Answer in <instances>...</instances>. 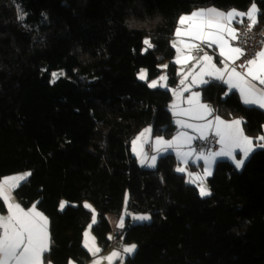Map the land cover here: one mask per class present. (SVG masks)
I'll return each instance as SVG.
<instances>
[{
  "label": "trees",
  "instance_id": "obj_1",
  "mask_svg": "<svg viewBox=\"0 0 264 264\" xmlns=\"http://www.w3.org/2000/svg\"><path fill=\"white\" fill-rule=\"evenodd\" d=\"M251 2L0 0V179L31 173L15 194L50 219L45 264L91 259L83 242L94 215L87 201L104 251L110 217L131 214L124 244L137 247L126 264H264V149L241 170L217 163L204 197L176 171L174 154L150 169L131 148L147 127L165 137L177 132L169 88L180 80L172 47L179 18L208 7L247 11ZM255 2L261 27L264 0ZM143 68L147 81L138 78ZM57 71L65 75L53 83ZM164 71L169 88L149 87ZM201 91L220 117L244 121L254 142L264 135V111L244 105L235 91L225 95L219 81ZM132 214L151 221L140 224Z\"/></svg>",
  "mask_w": 264,
  "mask_h": 264
},
{
  "label": "snow or ice",
  "instance_id": "obj_2",
  "mask_svg": "<svg viewBox=\"0 0 264 264\" xmlns=\"http://www.w3.org/2000/svg\"><path fill=\"white\" fill-rule=\"evenodd\" d=\"M260 15L261 10L258 9L255 0H252L247 11L231 9L224 12L214 7H209L194 10L188 15H182L179 18L181 27L175 30V36L178 38L182 36L188 37L189 40L180 39L172 42V47L178 53V58L175 62H181L179 55H182L185 49L189 53L184 57L185 62L190 59H197L191 55V52L193 49H199L200 44L194 43V41H199L208 48H212L215 45L219 48V55L224 59L220 61L223 67H217L212 62L213 57L205 52L197 59V64L201 65L200 73L192 75L189 72L185 75L180 81L181 85H183L182 89L174 91L173 95L182 97L183 93L189 92L193 85H207L215 80L227 86L228 91L225 92V95H228L232 90H236L239 92L241 102L244 105L257 106L260 109H264V45L261 46L259 51L255 52L252 58L245 60L238 66L229 67V64L226 62L231 61L235 65L236 61L246 55L245 50L238 44L240 33L237 28L232 26L233 22L241 24L246 19L248 30L251 31L259 23ZM21 19H23L22 15ZM185 25L186 27H184ZM226 36L231 37V40L237 42V45L233 46L230 44ZM143 43L147 48L153 47L150 39H144ZM177 44L183 47H178ZM164 67L167 66L165 65ZM237 67L244 71H238ZM51 75L52 82L54 83L64 76L65 73L60 71L53 72ZM189 76H192L191 83L185 84ZM204 76H208L211 79H205ZM138 78L140 80H146L147 71L142 69L138 74ZM159 79L160 81H166L167 77L161 76ZM157 84L158 81L153 80L148 86L155 88ZM164 86L166 87V84ZM186 103L189 107L187 109H181L180 111H176L177 105L174 103L171 106L173 115L187 116L189 120H200L204 121V123L194 125L181 119H177L175 123L181 129H192L194 132H198L199 135L191 136L186 132L180 131L172 140H164L162 137H157L155 140L156 145L163 147L167 151L180 142L191 145L194 139L208 140L206 133L212 132L218 138L216 142L221 145V148L219 151L206 153L197 152L196 149L190 147L188 152L178 153L182 157L183 163H187V159L183 158L195 155L198 160H204L206 165L204 172L207 176L211 175V165L216 162V158L218 157L227 158L234 164L236 169H241L256 148L264 149V135L258 136L256 138L257 142L254 144L253 139L244 134L242 128L244 121L241 119L227 121L221 119L219 115L213 116L216 110L200 102L199 92H192L187 98ZM209 116H213V119H208ZM150 132L151 129H145L137 137V140ZM135 143L136 141H133V144ZM156 151L159 152L160 148L158 147ZM238 154H240L239 159L237 158ZM147 159L149 158L145 157V160ZM150 160L152 162L150 166H154L156 156L150 157ZM176 171L184 172L185 169L178 167ZM30 175L31 173H25L23 175H14L0 179V201H2L3 206L7 210V215H0V264H43L44 254L50 251V237L47 228L48 218L37 210L35 204L26 210L20 203L15 201L12 195L21 186L22 182H26L27 177ZM210 194V191L201 184L200 195L208 196ZM84 206L86 208L90 207L88 204ZM60 207L63 209L64 202H61ZM133 219L145 221L149 220L150 217L147 215H139L133 217ZM92 223H96L95 215L92 217ZM91 227L92 225H89V228ZM118 227L121 229L125 227L123 217H121ZM88 235L89 233L86 232L85 236L87 237ZM92 239L94 241L95 238L93 237ZM84 246L88 248V251L93 256H96L100 252L98 247H89L87 241ZM136 247L135 244L125 246L123 253L131 255L135 252ZM118 257H120V253L114 251L107 257L94 260L93 264H101V259L107 260L108 264H112L113 258Z\"/></svg>",
  "mask_w": 264,
  "mask_h": 264
},
{
  "label": "crops",
  "instance_id": "obj_3",
  "mask_svg": "<svg viewBox=\"0 0 264 264\" xmlns=\"http://www.w3.org/2000/svg\"><path fill=\"white\" fill-rule=\"evenodd\" d=\"M209 8V7H208ZM216 8V7H214ZM206 9V8H205ZM220 11H224V12H227L225 10H221L219 8H216ZM198 10V9H197ZM229 11V10H228ZM239 11V10H238ZM244 23H247V20L245 19ZM242 24V23H241ZM240 24H237L235 22H233V27L237 28ZM178 27H181V25L178 23ZM177 27V28H178ZM186 27V25L184 26ZM180 39H184L186 41L189 40L188 37H176L175 34H174V37L172 39V42L173 41H178ZM226 39H228L229 43L232 44L233 46H236L235 45V41H232L231 40V37H228L226 36ZM194 43H198L200 44V47L199 49H193L192 52H191V55L196 57L197 59L202 56L205 52L212 56L213 57V63L216 64L217 67H223V64L220 63L221 60H223L224 58L221 57L219 55V48L216 47L215 45L212 47V48H208L206 45H204L203 43L199 42V41H194ZM178 47H183L182 45H179L177 44ZM175 49V48H174ZM175 52H176V56H175V59H174V64L176 66V68L178 69V72L180 74V80H179V83L176 87H173V88H169V85H168V75L166 74V71H164L161 76H166L167 77V80L166 81H160V80H156L158 81V84L156 87H161V88H169L172 92V102H171V106L175 103L177 105V109L176 111H180L181 109H187L189 107V105L186 103L187 101V98L191 95L192 92H199L200 93V102L201 103H204V104H207L209 105L211 108L214 109V107L203 101L202 99V91H201V88L204 86V85H193L190 89L189 92H184L183 93V96L182 97H177V96H174L173 95V92L174 91H179L180 89H182L183 85H181L180 81L184 78L185 75H187L189 72L192 73V75H197L200 73V67L201 65H198L197 64V59H190V60H187V62H185L184 60V57L187 56L189 53L188 51L185 49L184 53L182 55H179V59H180V63H176L175 61L177 60L178 58V53L175 49ZM228 64H229V67H233L235 65H233L231 63V61H226ZM238 71H242L240 69L237 68ZM166 74V75H165ZM160 76V77H161ZM159 77V78H160ZM158 78V79H159ZM205 79H211L210 77L208 76H204ZM191 79H192V76H189L188 79L185 81V84H190L191 83ZM215 81V80H213ZM255 83H258V82H255ZM166 84V87L164 86ZM232 91H235L238 95H239V92L236 91V90H232ZM240 96V95H239ZM252 107H256L258 108L257 106H252ZM260 109V108H259ZM262 111H264V109H260ZM171 112H172V115H173V110H172V107H171ZM215 115H218L216 113V111L213 113V116ZM213 116H209L208 119H213ZM177 119H181V120H186L188 123H192L194 125H198V124H203L204 121H200V120H189L187 116H175L173 115V122L174 124L176 125L177 127V132L170 136V137H165L163 135H159V134H155L154 130L151 128V127H147L145 129H151V132L150 133H146L143 137H141L139 140H137V137L140 135V133L133 139V141H136L135 144H133V141H132V152L133 154L135 155V157L137 158L139 164L142 166V167H146V168H150V169H154L156 168L157 164H158V161L159 159L164 156V155H167V154H174L178 161H179V165L178 167H181V168H184L185 171L184 172H179L183 175H185V178L186 180L188 179L189 180V184L191 185H194L196 187H198L199 191H200V186L201 184L207 189L210 191L211 193V189H210V186H209V183H208V179L213 175L214 173V170H215V167L217 165V163H219L220 161H229L231 162L230 160H228L227 158H222V157H218L216 158V162L214 164L211 165V168H210V171H211V175H205V172H204V169L206 167L205 165V162L204 160L202 159H197L195 155L191 156V157H187V158H183V159H187V163H183L182 162V157L180 155H178V153H184V152H188L189 151V148H193L195 149V144L200 141V139H194L192 142H191V145H188V144H185L183 142H180L178 145L176 146H173L172 148L168 149L167 151H165L163 149V147L159 146V145H156L155 143V140L157 137H162L164 140H172L178 132L180 131H183V132H186L188 133V135H191V136H198L199 133L198 132H194L192 129H188V128H184V129H181L176 123L175 121ZM221 119H224L221 117ZM235 119H239V118H235ZM224 120H227V119H224ZM232 119L230 120H227V121H231ZM242 128H243V124H242ZM144 129V130H145ZM144 130L142 132H144ZM244 130V129H243ZM141 132V133H142ZM208 135V137L212 134V132H208L206 133ZM244 134L248 137H250L249 135H247L245 132ZM251 138V137H250ZM253 143L255 144L256 142H254L253 140ZM160 148V151L157 152L156 149L157 148ZM221 148V145L219 144V148L217 151H219ZM258 149V148H256ZM255 149V150H256ZM252 155V153L250 154V156ZM152 156H156V161H155V165L154 166H150L151 165V160H150V157ZM249 156V157H250ZM145 157H148L149 159L145 160ZM237 158L239 159L240 158V154L237 155ZM142 161H144L142 163ZM246 162V161H245ZM232 163V162H231ZM233 164V163H232ZM24 173H20V174H15V175H23ZM11 176H14V175H11ZM7 177H10V176H7ZM29 177V176H28ZM27 177V179H28ZM23 183V182H22ZM15 201L17 203H20L21 206L23 208H25L26 210L30 207H25L20 201L19 199L17 198L16 194H15V191L12 193ZM209 196V195H208ZM206 197V196H204ZM37 208V206H36ZM38 211H40L41 213L44 214V216H46L48 218V234H49V237H50V249H51V243H52V235H51V228H50V219L49 217L44 213L42 212L39 208H37ZM131 215L130 213H128L126 211V209H124L123 213L121 214L120 217L115 218V221L113 220L111 222V219H110V223L114 229L113 233L111 234V240L114 239L115 237V231L116 230H125V227L123 229L119 228L118 227V224H119V221L121 219V217L124 218V222L126 221V215ZM0 215H7V210L2 212L0 211ZM133 217L135 216H139V215H133ZM111 218V217H110ZM135 220V219H133ZM92 222V221H91ZM114 223V225H113ZM91 224V223H90ZM89 227V225H88ZM88 227L86 228V231L85 233H89V235L86 237L85 236V233H84V238H83V242H84V245H85V242L87 241L88 243V246L89 247H92V248H96L98 247L100 249V252L96 254V256H93L91 253V259L86 263V264H93V261L94 260H97V259H100L102 257H107L109 256L112 252H118L120 253V257L118 258H113L112 260V264H126L127 263V260L125 261L124 258L126 259H129L130 257L133 256V254L129 255V254H126V253H123V248L127 245V244H123L121 247L120 246H110V248H108L107 250H103V248L101 247V245L99 244L96 236L93 234H91L90 232H88ZM93 229V228H92ZM95 238L94 241L92 238ZM128 246V245H127ZM86 248V247H85ZM88 250V248H86ZM48 254L45 253L44 254V257H43V264H45V256ZM71 264H79L78 262H75V261H72ZM101 264H108V261L107 260H103L101 259Z\"/></svg>",
  "mask_w": 264,
  "mask_h": 264
},
{
  "label": "built area",
  "instance_id": "obj_4",
  "mask_svg": "<svg viewBox=\"0 0 264 264\" xmlns=\"http://www.w3.org/2000/svg\"><path fill=\"white\" fill-rule=\"evenodd\" d=\"M240 33V40L238 42L239 46L242 47L246 55L240 60L236 61L235 66L250 59L254 56L256 51L261 49L264 45V25L261 27H254L251 31L248 30V23H242L237 27ZM237 45V42H235ZM238 68V67H237ZM240 69V68H238ZM244 71L243 69H240ZM218 138L213 134L208 137V140H200L195 144V149L197 152H213L217 151L219 148V143H217ZM124 244V230H116L115 237L111 242L112 246H122Z\"/></svg>",
  "mask_w": 264,
  "mask_h": 264
},
{
  "label": "rangeland",
  "instance_id": "obj_5",
  "mask_svg": "<svg viewBox=\"0 0 264 264\" xmlns=\"http://www.w3.org/2000/svg\"><path fill=\"white\" fill-rule=\"evenodd\" d=\"M143 70H146L147 71V69L146 68H143ZM57 72H60V71H57ZM64 72V71H63ZM65 73V72H64ZM166 74H167V72H166ZM165 74V75H166ZM167 76V75H166ZM140 80V79H139ZM148 80V72H147V79L146 80H141V81H147ZM156 80H160V79H156ZM155 80V81H156ZM152 82V81H151ZM164 89H167V88H164ZM171 89V88H170ZM249 159V158H248ZM247 159V160H248ZM246 160V161H247ZM243 168V167H242ZM241 168V169H242ZM241 169H239V170H241ZM24 174L25 173H29V172H23ZM187 181V183H189V180L187 179L186 180ZM126 201L128 202V195L126 196ZM62 202H64V207H63V209L62 210H64L65 209V207L67 206V202L64 200V201H62ZM85 204H88V205H90V207H88V209H90V210H94L93 212H94V215H95V217H96V223H97V213H96V210H95V207H94V205L91 203V202H89V201H87ZM127 204V203H126ZM140 215H147V216H149L150 217V219L149 220H145V221H137L138 223H140V224H144V223H149L150 221H151V215L150 214H140ZM111 222L114 220L115 221V218L112 216L111 218ZM95 223V224H96ZM95 224H93L92 222H91V224H89V225H92V227L91 228H89L88 227V232H90L91 234H93V226L95 225ZM113 225H114V223H113ZM127 245H132V244H127ZM126 245V246H127ZM136 245V244H135ZM135 253V252H134ZM134 255V254H133ZM124 260L126 261L127 259L126 258H124Z\"/></svg>",
  "mask_w": 264,
  "mask_h": 264
},
{
  "label": "water",
  "instance_id": "obj_6",
  "mask_svg": "<svg viewBox=\"0 0 264 264\" xmlns=\"http://www.w3.org/2000/svg\"><path fill=\"white\" fill-rule=\"evenodd\" d=\"M131 218H132V220H133V216H132Z\"/></svg>",
  "mask_w": 264,
  "mask_h": 264
}]
</instances>
